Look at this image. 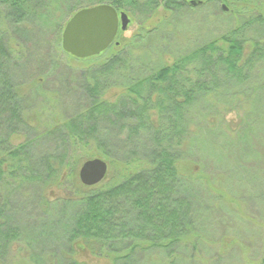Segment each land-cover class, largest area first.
<instances>
[{
    "label": "trees",
    "instance_id": "obj_1",
    "mask_svg": "<svg viewBox=\"0 0 264 264\" xmlns=\"http://www.w3.org/2000/svg\"><path fill=\"white\" fill-rule=\"evenodd\" d=\"M198 1L200 7L221 0ZM104 2L140 19L158 8L174 15L184 7L196 6L189 0H86L85 5ZM58 4L66 7L62 19L54 16ZM79 5L70 0H0V14L11 31L10 36L0 32V264L19 242L26 244L25 253L33 264H84L75 258L74 247L100 252L99 256L104 250L111 264H130L133 256L137 264H144V255L148 262L154 248L165 251L193 230L184 210L183 191L186 186L201 188V178L181 174L177 164L200 143L205 127L210 133L220 129L221 123L211 115L240 110V128L246 130L255 120L264 126V111L256 113L264 109V97H257L264 94V18L256 15L263 33L259 38L244 39L238 25L182 53L171 64L139 72L132 68L129 75L130 54L112 43L108 48L113 45L115 51L107 60L81 72L77 85L83 103L80 111L55 128L33 132L23 115L28 95L21 88L30 81L20 72V52H10L7 41L16 39L30 58L43 57L44 52L34 49L36 43L45 37L59 40L67 17ZM124 31L119 29L116 39ZM151 33L156 32L147 35ZM26 62L32 66L31 59ZM113 88H120V94L108 99L105 96ZM220 96L226 101L213 102ZM199 112L202 118H197L204 121L194 119ZM19 133L25 140L12 144L10 140ZM90 144L111 166L145 160L148 167L117 182L103 179L84 186L76 175L78 167L70 166L67 155L72 145ZM140 147L143 150L138 152ZM66 178L72 181L67 183ZM65 184L71 185L70 194H65ZM51 186L61 187L64 195L49 202L46 192ZM25 188L32 190L25 199L41 197L39 208L45 213L55 210L69 216L60 230L67 242L51 251L42 248L44 244L37 245L38 250L32 246L27 236L31 229H37L36 236L31 233L35 241H41L49 230L46 222L37 223L22 212V196H12L16 191L21 195Z\"/></svg>",
    "mask_w": 264,
    "mask_h": 264
},
{
    "label": "rangeland",
    "instance_id": "obj_2",
    "mask_svg": "<svg viewBox=\"0 0 264 264\" xmlns=\"http://www.w3.org/2000/svg\"><path fill=\"white\" fill-rule=\"evenodd\" d=\"M85 2L86 0L80 3L70 0L71 4H80V9L89 6L85 5L87 4ZM58 5L60 9L54 16L62 19L66 7ZM126 14L129 17L126 31L113 43L117 42L115 49L120 48L121 51L130 54L131 59L126 64V74L129 75L132 68L134 72L136 70L139 72L140 69L150 70L163 64H171V61L182 53L227 33L238 25L242 27L240 30L244 39L259 38L263 33L261 27L257 26L258 21L254 16L261 15L264 18V0H221L200 7L198 5L184 7L174 15L158 8L144 19ZM167 19L168 22L165 21ZM153 30L155 34L147 35L148 31ZM0 32L8 36L11 32L2 14ZM50 38L45 37L34 46L35 50L44 52V56L34 55L32 58L29 57L28 50L21 48L16 39L12 37L7 41L10 52L15 55L20 52L18 55L22 70L20 72L26 73V81H30L29 84L21 85V88H24L28 95L23 115L28 118V125L32 127L33 132L55 128L68 116L74 115L80 109V105H83L81 92L77 88L81 72L90 65L96 66L104 62L115 51L113 45L110 48L108 46L96 56L82 60L73 58L63 51L60 38V41L55 37L53 41ZM123 45L125 48L121 49ZM27 59H31L32 66L26 62ZM120 91V88L109 89L105 97L116 98ZM257 97L262 98L264 94L258 93ZM220 101H226L225 97L213 99L215 103ZM261 111L264 109L259 108L256 113L259 114ZM200 114L201 112L197 113L198 116L194 119L204 121L197 118H202ZM210 118L221 123L220 129L216 126L215 132L210 133L211 129L208 126H201L205 128L202 131L204 134L199 137L200 143L194 149L188 150L186 155H182L177 164L181 174L193 177L199 175L201 178L199 179L201 188L191 190V187L187 189L186 186V190L183 191L186 202L184 210L193 230L187 231L185 238H181L165 251L161 249L160 252L154 248V252L150 251L148 254V262L146 256H143L144 264H264L263 122L255 120L246 130L240 128V119L243 118L240 110L227 111L225 114L216 111ZM24 140L25 137L19 133L10 141L15 145ZM94 147L93 144L83 147L71 146L67 161L71 167H78L77 173L80 164L90 158H102L107 163L108 170L104 179L107 180L106 183H109L108 180H111L110 183L120 181L126 174L148 167L145 160L127 166L114 163L111 166L108 158L100 155ZM141 150L143 149L140 147L137 151ZM65 181L70 183L72 179L66 178ZM64 189L65 194H70L71 185L65 184ZM30 191H32L30 188H25L21 195L16 191L12 196L17 194L22 196L20 202L24 214L32 217L37 223L40 220L46 222L51 236L46 230L41 241L33 240L31 233L36 236V227L31 229L27 236L36 250L37 245L44 244L42 248L51 251L54 246L67 242L61 238L60 230L61 226L67 223L66 219L69 216L62 214V211L58 215L55 210H52V214L45 213L39 208L41 197L34 199L30 196L25 199ZM183 194L179 197H183ZM63 195L64 190L57 186L49 187L46 192L49 202ZM25 247L27 246L23 242L13 244L9 258L1 264H33L25 253ZM96 247L98 248L97 245ZM73 251L76 252L75 258L84 264H111L103 256L104 250L100 256V252L95 254L89 251L82 252L75 247ZM137 261L133 256V262L130 264H137Z\"/></svg>",
    "mask_w": 264,
    "mask_h": 264
},
{
    "label": "water",
    "instance_id": "obj_3",
    "mask_svg": "<svg viewBox=\"0 0 264 264\" xmlns=\"http://www.w3.org/2000/svg\"><path fill=\"white\" fill-rule=\"evenodd\" d=\"M201 1L190 0L192 5ZM129 21L128 15L117 13L107 3L83 7L73 13L66 21L61 33V49L78 59L96 56L106 50L114 41L119 26L125 29ZM108 170L102 158H90L81 163L77 177L84 186L102 182Z\"/></svg>",
    "mask_w": 264,
    "mask_h": 264
}]
</instances>
